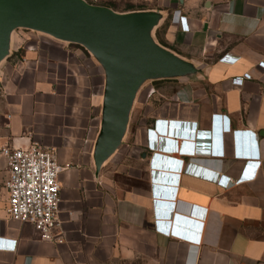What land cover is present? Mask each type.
Segmentation results:
<instances>
[{
	"label": "crops",
	"instance_id": "obj_1",
	"mask_svg": "<svg viewBox=\"0 0 264 264\" xmlns=\"http://www.w3.org/2000/svg\"><path fill=\"white\" fill-rule=\"evenodd\" d=\"M113 1L93 4L137 18L167 62L137 75L112 141L106 59L86 40L7 32L0 148L55 149L63 239L10 215L0 152V264H264V0Z\"/></svg>",
	"mask_w": 264,
	"mask_h": 264
},
{
	"label": "water",
	"instance_id": "obj_2",
	"mask_svg": "<svg viewBox=\"0 0 264 264\" xmlns=\"http://www.w3.org/2000/svg\"><path fill=\"white\" fill-rule=\"evenodd\" d=\"M114 14L104 6L83 0H0V54L8 30L14 24L22 23L86 40L106 59L111 74L109 141L120 133L126 99L137 75L148 67L167 62L142 40L137 18Z\"/></svg>",
	"mask_w": 264,
	"mask_h": 264
},
{
	"label": "built area",
	"instance_id": "obj_3",
	"mask_svg": "<svg viewBox=\"0 0 264 264\" xmlns=\"http://www.w3.org/2000/svg\"><path fill=\"white\" fill-rule=\"evenodd\" d=\"M242 80V77L233 78V82L237 84H241ZM217 116L218 114H214V118ZM223 127H229L227 121ZM212 148V152L216 155L223 154L219 140L214 139ZM0 152L6 157L8 164L6 186L9 191L10 215L22 222L31 223L41 238L62 241L58 220L60 201L58 174L62 165L57 160L55 149L38 142H31L26 146L5 145L0 148ZM236 155L249 157L258 154L241 151ZM219 182L227 185L229 176L223 175L219 178ZM155 228L166 234L198 241L197 236L183 232L175 225L171 227L161 220H158Z\"/></svg>",
	"mask_w": 264,
	"mask_h": 264
},
{
	"label": "rangeland",
	"instance_id": "obj_4",
	"mask_svg": "<svg viewBox=\"0 0 264 264\" xmlns=\"http://www.w3.org/2000/svg\"><path fill=\"white\" fill-rule=\"evenodd\" d=\"M84 1H88L89 4L93 5V3L96 2H106L109 3L111 5L114 6V1L113 0H84ZM115 16L119 17V14H114ZM24 26V27H23ZM25 26H28V28H26ZM29 27H34L32 25H27V24H22V23H18V24H14L11 28H15L16 31L23 36H31V32H35L36 31H32L33 29L29 28ZM83 40V39H82ZM18 52H21V49L18 50ZM129 97H127L126 102H128ZM158 217L155 216V219H157Z\"/></svg>",
	"mask_w": 264,
	"mask_h": 264
},
{
	"label": "clouds",
	"instance_id": "obj_5",
	"mask_svg": "<svg viewBox=\"0 0 264 264\" xmlns=\"http://www.w3.org/2000/svg\"><path fill=\"white\" fill-rule=\"evenodd\" d=\"M159 218L155 219L154 223L157 225Z\"/></svg>",
	"mask_w": 264,
	"mask_h": 264
},
{
	"label": "trees",
	"instance_id": "obj_6",
	"mask_svg": "<svg viewBox=\"0 0 264 264\" xmlns=\"http://www.w3.org/2000/svg\"><path fill=\"white\" fill-rule=\"evenodd\" d=\"M97 5H99V6H104V5H102V4H97Z\"/></svg>",
	"mask_w": 264,
	"mask_h": 264
}]
</instances>
